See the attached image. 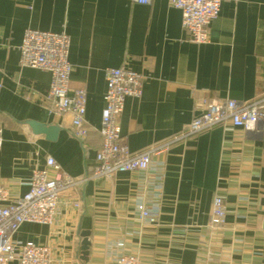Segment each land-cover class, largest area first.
Listing matches in <instances>:
<instances>
[{"label": "crops", "instance_id": "obj_1", "mask_svg": "<svg viewBox=\"0 0 264 264\" xmlns=\"http://www.w3.org/2000/svg\"><path fill=\"white\" fill-rule=\"evenodd\" d=\"M27 29L70 39L69 87L86 93L83 148L69 117L43 105L50 74L19 66ZM120 67L144 77L141 97L127 98L119 119L135 153L180 133L203 100L264 95V0H225L201 45L188 41L181 13L168 0H0V186L10 199L28 191L33 170L45 168L47 157L83 177L101 146L105 71ZM30 123L57 129L56 138L33 133ZM162 159L155 222L136 218L137 177L120 173L81 185L80 212L64 196L51 226L25 223L13 239L49 246L52 264H79L83 230L85 264H113L118 253L141 264H264V129L259 135L216 126L173 144ZM216 196L225 204V224L210 229Z\"/></svg>", "mask_w": 264, "mask_h": 264}, {"label": "built area", "instance_id": "obj_2", "mask_svg": "<svg viewBox=\"0 0 264 264\" xmlns=\"http://www.w3.org/2000/svg\"><path fill=\"white\" fill-rule=\"evenodd\" d=\"M130 3L149 5L151 0H128ZM225 0H168L181 13L182 30L188 41L201 45L208 43L210 24L218 17ZM70 39L64 33L27 29L18 47V63L23 68H35L50 74L49 88L42 98L46 110L57 117H69L73 136L84 141L88 134L85 126L86 93L69 87L71 65L68 62ZM106 92L101 111L98 134L101 146L87 169V178H76L64 172L47 157L46 167L32 172L28 191L10 199L0 186V264H52L47 245L20 242L13 239L25 223L51 226L64 202L75 212L81 211L79 189L85 181H111L117 174L136 175V198L133 211L144 223H153L159 213V199L165 175L163 156L179 142L209 131L216 126L230 125L247 132L261 134L264 129V95L250 102L231 99L202 101L201 112L174 137L139 152H131L121 135L119 119L129 97L140 98L144 77L124 67L105 71ZM3 144L0 128V148ZM225 204L214 197L209 228L219 229L225 224ZM113 264H141L135 255L118 253Z\"/></svg>", "mask_w": 264, "mask_h": 264}, {"label": "water", "instance_id": "obj_3", "mask_svg": "<svg viewBox=\"0 0 264 264\" xmlns=\"http://www.w3.org/2000/svg\"><path fill=\"white\" fill-rule=\"evenodd\" d=\"M29 126L31 127L33 133L35 134H44L48 136V139L54 140L56 138L57 129L55 128H45L39 125H36L34 123H30ZM78 140V139H77ZM81 144V147L83 148V142L78 140ZM84 178H87V170L85 174L83 175ZM87 181H85L83 184L85 185ZM84 201H83V208H84ZM85 214V211H84ZM88 248H89V241H88V232L86 230L82 231V241H81V252L79 257V264H85L88 257Z\"/></svg>", "mask_w": 264, "mask_h": 264}]
</instances>
